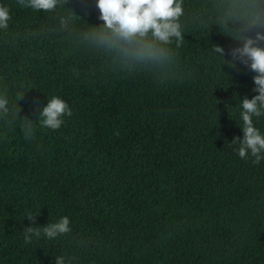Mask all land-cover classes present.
Listing matches in <instances>:
<instances>
[{"label": "trees", "instance_id": "trees-1", "mask_svg": "<svg viewBox=\"0 0 264 264\" xmlns=\"http://www.w3.org/2000/svg\"><path fill=\"white\" fill-rule=\"evenodd\" d=\"M181 3L183 39L137 59L99 40L96 0H0V264H264V158L231 145L254 73L229 65L264 34V0ZM52 96L72 110L57 130L39 118ZM63 216L70 232L25 243Z\"/></svg>", "mask_w": 264, "mask_h": 264}, {"label": "clouds", "instance_id": "clouds-1", "mask_svg": "<svg viewBox=\"0 0 264 264\" xmlns=\"http://www.w3.org/2000/svg\"><path fill=\"white\" fill-rule=\"evenodd\" d=\"M17 4L21 8L47 12L55 9L57 0H17ZM96 6L100 12L99 19L103 22L97 34L99 40L119 48L128 56L155 58L163 52L158 45L169 44L172 37L178 42L183 39L178 23L183 15L181 0H96ZM10 19L9 8L0 5V29H7ZM261 41H264V34L259 32L254 37H241L242 44L231 50L232 61L229 62L230 66L235 67L234 61L239 60L254 73V91L257 94L250 99L245 97L240 100L243 138L234 136L231 143L241 159H247L249 154L254 157L253 164H259L264 158V135L253 123V117L264 116V46L260 45ZM215 51L221 56L224 54V49L219 45ZM7 105V99L0 98V111L7 112ZM65 115L71 117L72 110L58 96L48 98L46 105L39 108L41 125L52 130L61 127ZM32 138L25 135V139ZM25 218L35 222V215L27 214ZM70 231V220L63 216L57 222L44 226L25 227L23 234L25 243H28L33 235L40 237L43 234L51 239ZM55 264H65L64 258L56 256Z\"/></svg>", "mask_w": 264, "mask_h": 264}]
</instances>
